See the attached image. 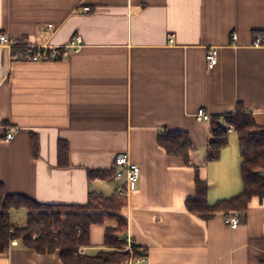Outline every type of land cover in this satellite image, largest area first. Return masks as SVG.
<instances>
[{"label":"crops","instance_id":"obj_1","mask_svg":"<svg viewBox=\"0 0 264 264\" xmlns=\"http://www.w3.org/2000/svg\"><path fill=\"white\" fill-rule=\"evenodd\" d=\"M0 33L35 48L75 36L81 42L69 58L41 63L13 59L25 47H0V183L7 194L86 206L91 193L110 198L125 186L113 167L129 154L141 174L121 211L127 227L120 238L146 259L127 264H264V200H251L237 229L222 211L205 218L187 207L197 177L208 185L210 207L243 192L236 132L209 162L211 124L196 114L204 109L224 121L244 110L264 128V47L254 45L264 34V0H0ZM211 48L219 50L212 70ZM8 128L15 134L6 143ZM167 132L188 135L189 165L161 147ZM21 210L10 212L12 229L26 226L15 220ZM117 227L110 220L93 226L82 252L110 251L105 231ZM0 264L62 262L14 241Z\"/></svg>","mask_w":264,"mask_h":264},{"label":"trees","instance_id":"obj_2","mask_svg":"<svg viewBox=\"0 0 264 264\" xmlns=\"http://www.w3.org/2000/svg\"><path fill=\"white\" fill-rule=\"evenodd\" d=\"M211 135L207 144V161L218 160L223 148L229 141L228 127L236 132L240 146L241 174L243 192L230 200H224L210 207L207 202V183L196 179V197L187 203L193 214L207 215L222 211L224 216L230 212L246 214L248 204L255 197L264 200V128L259 127L253 116L244 110L222 118L210 120ZM169 155L183 158L189 165L192 148L187 134L167 132L159 141ZM68 146L60 145V165L66 166ZM115 174V170H114ZM90 178L106 179L107 173L90 172ZM126 197L116 193L106 198L91 193L86 206L44 205L19 195L7 194L0 183V253L5 252L14 241L40 254L58 255L62 264H127L134 252L123 251L124 242L119 238L126 232L127 220L121 215L126 205ZM25 209L27 223L23 228L12 229L11 210ZM115 221L118 227L105 231V246L110 251L100 252L97 256H82L80 251L91 244V228L103 225L105 221Z\"/></svg>","mask_w":264,"mask_h":264},{"label":"built area","instance_id":"obj_3","mask_svg":"<svg viewBox=\"0 0 264 264\" xmlns=\"http://www.w3.org/2000/svg\"><path fill=\"white\" fill-rule=\"evenodd\" d=\"M91 9L89 7L84 8V12H89ZM53 26H49L52 28ZM233 40L237 39L235 34L232 35ZM257 47H264V34H258L254 43ZM0 47L12 49L14 47H25L28 50L21 54H16L13 59L18 61H27L33 63L41 62H57L62 61L70 57L71 54L79 52L81 48V42L79 37H73L68 43L61 46L54 47H31L26 45L23 39H17L10 37L7 33H0ZM219 63V50L217 48L209 49L207 53V64L210 70L214 69ZM196 119L199 122H209L211 120L208 113L201 109L196 114ZM228 132H234L232 127H228ZM15 129L8 128L5 134L4 141L6 143L11 142L14 139ZM114 178L117 180L125 179V186L118 192L120 196L127 197L130 193L137 189L140 180V168L138 165L132 162L129 154H121L114 161ZM224 223L231 227L232 229H237L240 226L241 220L239 216L233 212L228 213L224 216ZM120 241L124 242L123 251L134 252V243L131 239H122ZM80 254L84 256V252L80 251ZM145 254H140L133 256L131 261L135 263H141L145 261Z\"/></svg>","mask_w":264,"mask_h":264},{"label":"rangeland","instance_id":"obj_4","mask_svg":"<svg viewBox=\"0 0 264 264\" xmlns=\"http://www.w3.org/2000/svg\"><path fill=\"white\" fill-rule=\"evenodd\" d=\"M15 220L20 226H25L27 223V212L26 210L15 211Z\"/></svg>","mask_w":264,"mask_h":264}]
</instances>
